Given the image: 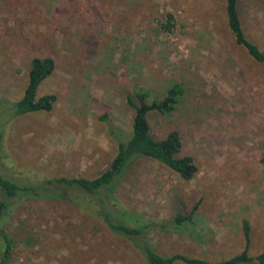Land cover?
Segmentation results:
<instances>
[{
	"label": "rangeland",
	"instance_id": "obj_1",
	"mask_svg": "<svg viewBox=\"0 0 264 264\" xmlns=\"http://www.w3.org/2000/svg\"><path fill=\"white\" fill-rule=\"evenodd\" d=\"M225 5L226 0H0V172L29 187L59 177L94 178L116 154L111 128L131 127L134 109L127 95L144 87L151 99L161 98L181 83L185 93L177 109L151 118L160 135L182 133L185 153L199 164L197 176L185 181L142 157L114 200L128 224L148 227V239L162 254L228 258L245 247L244 219L252 228L250 252L260 253L264 63L235 43ZM245 23L264 47V9L247 15ZM35 56L55 60L39 95L53 92L57 101L49 112L13 118L8 102L23 96ZM40 190L45 193L13 197L0 191L8 203L0 228L11 240L10 264H147L130 239L85 206L87 200L79 204ZM197 202L195 223L175 224L176 213ZM6 247L0 233V261Z\"/></svg>",
	"mask_w": 264,
	"mask_h": 264
},
{
	"label": "trees",
	"instance_id": "obj_2",
	"mask_svg": "<svg viewBox=\"0 0 264 264\" xmlns=\"http://www.w3.org/2000/svg\"><path fill=\"white\" fill-rule=\"evenodd\" d=\"M264 9V0H226L225 10L228 27L235 39V43L242 47L251 59L258 63H264V47L253 39V32L246 25V17L252 13H258ZM172 14H169L167 23L163 27L170 29ZM253 25V24H252ZM29 79L23 96L15 101L8 102L11 117H17L32 112L51 111L57 101V95L53 92L39 95L40 86L50 77L56 67L55 60L50 56H35L31 59ZM185 93L181 83H174L161 98H150V93L144 87H136L127 95L129 104L133 107V119L130 129L122 126H113L111 133L117 141V151L109 167L94 178L59 177L45 181L42 185L23 186L15 182L13 178L4 176L0 172V191L13 197L29 193H40V188H49L51 195H60L80 201L87 200L94 212L103 219L117 234L130 239L141 251L147 264H264V249L252 255L251 223L248 219L243 221L245 247L239 253L220 260H210L204 257L190 256L184 253L165 255L157 251L153 243L148 239L147 226H132L125 219L127 213L120 209L114 200V193L121 185L125 175L132 167L135 160L148 157L176 173L185 181H191L200 170L195 157L185 153L187 141L178 129L170 130L165 136L160 135L153 125L151 114H170L174 112ZM3 132L0 131V145ZM46 184L52 185L47 187ZM53 189V190H52ZM40 190V191H39ZM54 191V192H53ZM48 192V191H47ZM79 195V196H77ZM82 200H81V199ZM80 204V203H79ZM84 205V204H83ZM8 206L5 199L0 198V218ZM82 206V205H81ZM200 202L188 211H178L174 217L175 224L191 225L195 223V215L198 213ZM0 233L7 241L4 257L0 264H10L11 240L0 228Z\"/></svg>",
	"mask_w": 264,
	"mask_h": 264
}]
</instances>
